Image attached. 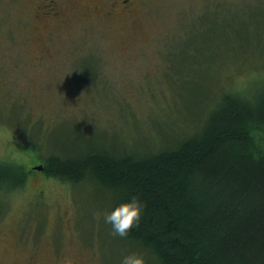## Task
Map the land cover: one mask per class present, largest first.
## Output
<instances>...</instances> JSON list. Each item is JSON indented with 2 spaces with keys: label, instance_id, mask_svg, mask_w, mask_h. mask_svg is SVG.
I'll return each mask as SVG.
<instances>
[{
  "label": "rangeland",
  "instance_id": "1",
  "mask_svg": "<svg viewBox=\"0 0 264 264\" xmlns=\"http://www.w3.org/2000/svg\"><path fill=\"white\" fill-rule=\"evenodd\" d=\"M102 4L0 0V164L39 165L32 140L55 153L155 148L202 125L222 92L260 101L264 0H133L111 16ZM168 62L180 63L179 79ZM110 197L36 169L0 188V264L145 255L105 222Z\"/></svg>",
  "mask_w": 264,
  "mask_h": 264
},
{
  "label": "trees",
  "instance_id": "2",
  "mask_svg": "<svg viewBox=\"0 0 264 264\" xmlns=\"http://www.w3.org/2000/svg\"><path fill=\"white\" fill-rule=\"evenodd\" d=\"M179 66L167 63L171 81ZM220 96L202 125L155 148L55 153L33 140L28 148L48 175L108 190L111 208L138 197L140 222L120 237L145 250L149 264H264V94L258 104L243 91ZM33 170L0 164V188L21 186Z\"/></svg>",
  "mask_w": 264,
  "mask_h": 264
},
{
  "label": "clouds",
  "instance_id": "3",
  "mask_svg": "<svg viewBox=\"0 0 264 264\" xmlns=\"http://www.w3.org/2000/svg\"><path fill=\"white\" fill-rule=\"evenodd\" d=\"M144 204L136 196L121 202L110 210L103 212L105 222L110 223L114 234L126 237L132 228L139 224L143 212ZM63 264H76V260L71 256L65 258ZM120 264H146L145 257L138 253L124 255Z\"/></svg>",
  "mask_w": 264,
  "mask_h": 264
},
{
  "label": "flooded vegetation",
  "instance_id": "4",
  "mask_svg": "<svg viewBox=\"0 0 264 264\" xmlns=\"http://www.w3.org/2000/svg\"><path fill=\"white\" fill-rule=\"evenodd\" d=\"M101 1L104 7L107 8V13L111 16L114 12L125 14L131 8L133 0H98ZM52 7V6H51Z\"/></svg>",
  "mask_w": 264,
  "mask_h": 264
},
{
  "label": "water",
  "instance_id": "5",
  "mask_svg": "<svg viewBox=\"0 0 264 264\" xmlns=\"http://www.w3.org/2000/svg\"><path fill=\"white\" fill-rule=\"evenodd\" d=\"M33 168L37 169V170H41V169H43V166H42V164H39V165L33 166Z\"/></svg>",
  "mask_w": 264,
  "mask_h": 264
}]
</instances>
